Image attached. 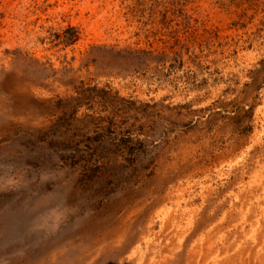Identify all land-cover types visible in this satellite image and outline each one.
Returning a JSON list of instances; mask_svg holds the SVG:
<instances>
[{"label":"rangeland","instance_id":"1","mask_svg":"<svg viewBox=\"0 0 264 264\" xmlns=\"http://www.w3.org/2000/svg\"><path fill=\"white\" fill-rule=\"evenodd\" d=\"M0 264H264V0H0Z\"/></svg>","mask_w":264,"mask_h":264}]
</instances>
